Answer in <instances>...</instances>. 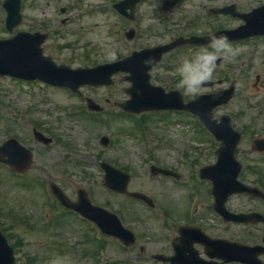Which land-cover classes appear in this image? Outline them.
<instances>
[{
	"label": "rangeland",
	"instance_id": "obj_1",
	"mask_svg": "<svg viewBox=\"0 0 264 264\" xmlns=\"http://www.w3.org/2000/svg\"><path fill=\"white\" fill-rule=\"evenodd\" d=\"M104 1L60 0L57 3L55 0H41L40 9L45 18H51L53 7H70L77 2H84L86 8L94 6L93 10L101 7L99 13H93L76 27H87L82 37L65 34L58 40L52 35L44 45L45 52L53 54L58 63L65 62L72 67L93 66L114 55L139 50L147 43H158L163 40L162 36L171 40L180 34L205 35L224 29L228 24L224 19L200 24L196 18L205 21L207 7L203 12L198 8L200 0H188L175 7L162 23L154 17L149 20V31L157 29L161 37L157 34V38L151 41L144 38L133 44L125 42L126 48L121 50L118 48L117 19L101 13L106 5L109 6ZM230 2L250 10V6L257 7L264 0H220L219 5ZM142 11L149 15L151 8ZM158 23L160 25H156ZM54 26L61 25L56 22ZM166 26L168 30L164 33ZM146 28L145 21L141 29ZM77 40L79 44L67 46L61 53L60 46L77 43ZM229 48L230 51L217 47L188 48L183 53L167 56L151 73L152 83L177 89L188 101L201 94L222 90L231 79H235L234 98L214 111V117L230 116L234 129L242 136L236 150V158L243 166L240 180L264 191V154L251 151L252 141L264 137V38L251 39ZM88 53L91 56L85 58ZM167 68L172 69L168 72L171 86L163 81L158 83ZM177 72L182 80L177 78ZM256 75L259 80L254 84ZM188 84H192L195 90L189 91ZM127 87L128 83L116 76L110 88H83L81 92L105 106L106 112L117 115L120 111L116 104L128 98L124 93ZM106 98L109 105L105 104ZM82 101L62 89L36 83L28 85L10 78L0 80V143L13 137L33 153L32 169L23 176L15 177L9 171L7 174L6 169L0 167V224L8 225L6 233L14 250L15 264H158L150 261V256L170 254L177 229L184 225L197 227L213 238L250 246L259 243L264 235L263 227L225 224L213 213L211 186L207 182H198L196 175L205 163L215 162L218 144L195 124V119L153 113L135 119L137 121L108 117L102 122V118L94 119L82 113ZM38 123L41 125L37 129L53 141L46 147L27 136L30 128ZM132 123H137L140 128L139 133H134L136 137L128 134ZM142 133L149 137L144 139L146 141L140 138ZM102 136L109 138L106 148L99 143ZM193 161L198 163L195 169L190 165ZM100 162L126 172L131 177L129 191L146 194L155 204L154 208L107 191L102 185ZM151 165L171 168L181 178L175 181L151 176ZM33 178H39L41 186L48 180L55 181L72 201H75L77 191L84 189L94 205L115 213L123 226L134 233L135 245L123 248L119 242L102 237L77 216L66 215L61 207L51 205L53 201L47 198V191L44 196L39 187L34 190L20 186L32 182ZM226 206L234 213L257 211L264 215L263 203L243 195L230 197ZM98 250L99 255L92 253ZM262 261L264 263V257Z\"/></svg>",
	"mask_w": 264,
	"mask_h": 264
},
{
	"label": "water",
	"instance_id": "obj_2",
	"mask_svg": "<svg viewBox=\"0 0 264 264\" xmlns=\"http://www.w3.org/2000/svg\"><path fill=\"white\" fill-rule=\"evenodd\" d=\"M243 17L245 25L236 30L219 31L207 37L178 39L167 46L133 53L122 61L93 69L71 70L63 66L57 67L50 59L42 56V51L39 48L41 40L38 39L37 35L19 34L11 40L0 42V76L7 75L24 80H40L52 86L67 87L74 92H78V88L85 85H111V77L118 72L129 74L126 80L131 83V87L126 92L129 94L130 100L122 105L124 110L132 113L157 110L188 111L196 115L202 124L220 141L221 145L217 150L216 164L202 169L200 177L212 182V194L215 198L214 210L222 216L224 221H233L235 223L264 222V218L259 214L233 215L224 206L227 198L232 194L247 193L264 199V194L237 181L240 165L234 158V151L239 142L240 135L232 129L229 117H221L219 124L215 120H212V110L228 103L233 95L234 87L232 86L226 91L203 95L196 100L183 104L180 94L176 92L166 94L163 89L151 86L148 74L149 70L160 60L161 56L176 46L183 44L205 46L212 43L210 37L213 36H226L227 42L264 36V8L255 10L248 15H243ZM87 101L90 109H99L92 101ZM262 143L260 142L259 144L261 145ZM102 144H106L105 139L102 140ZM16 147L15 143L8 142L3 148H0V154H10L16 158L21 154L20 149ZM261 149L264 150V144ZM101 167L105 171V186L111 190L124 193L128 177L105 164H102ZM158 172L170 175L168 171L158 170ZM54 192L63 206L77 211L88 220L96 223L106 235L120 239L125 245H130L134 242L132 234L123 229L115 215L90 205L84 197L81 198L77 205H72L60 191L55 189ZM132 196L146 199L138 194H133ZM179 233L181 239H183V244H180V247L177 248V257L171 259L172 264H184L177 260H179L183 247H189L193 240H197V242L205 245L207 255L210 258L221 259L225 263L236 261L245 264H261L257 257L264 253V248L262 247L256 246L250 248L222 240H209L194 228H181ZM192 237L195 239H191ZM157 258L165 261L162 257ZM0 264H14L12 249L7 246L1 234ZM188 264L200 263L189 261Z\"/></svg>",
	"mask_w": 264,
	"mask_h": 264
},
{
	"label": "flooded vegetation",
	"instance_id": "obj_3",
	"mask_svg": "<svg viewBox=\"0 0 264 264\" xmlns=\"http://www.w3.org/2000/svg\"><path fill=\"white\" fill-rule=\"evenodd\" d=\"M108 1L109 0H106L105 2ZM122 1L123 0H111L110 2L113 4V2L116 3ZM168 1L171 0H149L137 4L132 12L127 11V14L131 16V20L127 19L122 15H118L117 20L120 21L122 25V31L124 36H126L127 38L130 37L128 39H130L132 43H134L135 41H141L144 38H146L149 41L156 39L157 37L156 34L153 31H149V26H150L149 20H152L153 17L155 18L156 14H159L160 16L169 14L170 12L165 13L162 11L164 3ZM185 1L188 0H180L178 4ZM200 1L201 4L198 6V8L201 11H204L205 8L207 7V13L210 15V18L217 21L220 20L221 18H225L227 20L229 19L231 20V18L227 16L212 15L213 9L223 8L232 4L238 7V5L234 2L233 3L230 2L229 4H225L221 6L219 5L220 0H200ZM40 2L41 0H20V18L18 20L19 22L17 27L15 28L14 33L17 32L40 33L46 35L47 37L46 41H47L50 36L55 35L53 34V32L55 31L54 29H56L54 24L56 22H59V24L61 25L60 29L62 27L68 26V29L70 30H68L67 32H63L61 34H57L58 37H63L65 34L80 36L84 33L83 31L85 30V27H80L79 30L72 28L78 27L82 22H84V20H86L89 17L88 14L94 12L83 9V2H77L70 7H60L58 8L59 11L57 12H56L57 8L53 7V10H50L51 18H45L44 17L45 13L40 9ZM121 7L124 6L122 5ZM146 7L151 8L149 15L146 12L142 11V9ZM12 21H14V18L12 19ZM145 21L147 23V28L141 29L142 23ZM125 23L129 24V32L127 33L124 30ZM11 36L12 34L8 36V0H0V40H8V37ZM54 60L57 61L58 59L55 58ZM166 79L170 80L169 76H167ZM0 167L6 169L7 172L8 171L11 172L10 168L7 165L0 164ZM41 172L43 173L44 171ZM7 226L8 225L6 223L0 224V230L7 231Z\"/></svg>",
	"mask_w": 264,
	"mask_h": 264
},
{
	"label": "clouds",
	"instance_id": "obj_4",
	"mask_svg": "<svg viewBox=\"0 0 264 264\" xmlns=\"http://www.w3.org/2000/svg\"><path fill=\"white\" fill-rule=\"evenodd\" d=\"M210 40L212 41L213 45L217 48L227 49L230 51V48L227 43V37L226 36H220V37H210ZM211 75V68L208 70L207 76L210 77ZM188 90L194 91L195 87L192 84H188Z\"/></svg>",
	"mask_w": 264,
	"mask_h": 264
}]
</instances>
